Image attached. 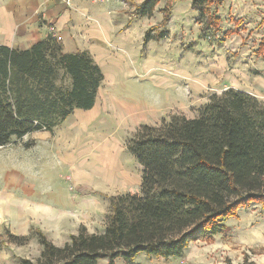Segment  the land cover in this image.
<instances>
[{"label": "rangeland", "instance_id": "rangeland-1", "mask_svg": "<svg viewBox=\"0 0 264 264\" xmlns=\"http://www.w3.org/2000/svg\"><path fill=\"white\" fill-rule=\"evenodd\" d=\"M121 1L136 12L134 5ZM193 1L159 0L153 16L143 20L151 37L166 33L162 41H150V49L145 34L146 47L137 61L148 55L159 58L151 62L150 77L141 79L139 75L137 83L125 81L113 90L108 78V87L94 112H75L53 133L37 132L0 147V249L5 247L8 253L11 249L20 257L17 264L19 259L36 260L40 256L37 230L62 247L81 226L87 225L92 233L103 232L111 196L142 195L143 168L126 148L142 126L158 127L171 114L195 116L189 109L216 93L213 89L223 87L224 79H230L228 75L246 82L264 102V0L214 4L209 14L217 17L219 29L214 26L207 32V16L204 20L200 17ZM127 20L132 21L130 16ZM103 55L99 56L105 62L103 74L110 75V56ZM220 71L226 77L216 85L205 86ZM164 77L172 83V89L165 92L154 88L163 87ZM143 80L146 88L138 83ZM174 86L182 90L184 101L193 98L191 108L158 113V106L169 103L167 97L179 98L180 91L175 92ZM262 206L253 203L241 208L238 216L226 221L223 233L192 242L179 257L167 260L140 254L135 264H264ZM9 234L31 240L26 246H17L8 243ZM117 264L124 263L118 260Z\"/></svg>", "mask_w": 264, "mask_h": 264}, {"label": "trees", "instance_id": "trees-1", "mask_svg": "<svg viewBox=\"0 0 264 264\" xmlns=\"http://www.w3.org/2000/svg\"><path fill=\"white\" fill-rule=\"evenodd\" d=\"M125 1L138 18L152 17L159 2ZM222 1H193L200 17L207 16L204 32L219 29L209 8ZM165 37L147 33L145 44ZM103 82L89 52L67 54L54 36L25 51L0 46V147L53 133L76 111L93 110ZM126 148L143 168L142 195L111 196L103 232L81 226L62 247L37 230L40 256L19 264H135L140 254L168 260L194 241L223 233L241 208H264V102L253 95L234 89L214 94L195 118L171 114L158 127L144 125ZM30 240L8 235L17 246Z\"/></svg>", "mask_w": 264, "mask_h": 264}, {"label": "crops", "instance_id": "crops-1", "mask_svg": "<svg viewBox=\"0 0 264 264\" xmlns=\"http://www.w3.org/2000/svg\"><path fill=\"white\" fill-rule=\"evenodd\" d=\"M132 1H135L136 5L144 2V0ZM129 9L126 7V3L121 0H0V46L25 51L51 35L59 39L67 54L89 52L102 70L105 62L101 61L99 56L102 54H104L102 58L110 56L113 73L107 75L104 72V82L99 93V97H101L104 88L108 87V78H110L111 86L109 87L112 90L124 84L125 81L137 83L136 79H140L139 75L143 76L141 79L152 75L151 62L153 60L155 62V59L159 60V58L148 55L143 61H137L138 56L141 57L143 48L147 46L150 49V42L144 46L146 28L142 23L147 18H138L135 16L134 9L130 7ZM127 16H130L131 22L127 20ZM221 73V71L217 72L214 80L206 83L205 86L220 83L223 77H226V73ZM157 74L160 75V73ZM228 76L230 79H224L223 87L218 86L213 89L216 93L207 95L202 104L192 107L193 109H189L193 98L187 97L188 100L184 101L182 90L175 88L174 84L175 92L180 91L179 98L176 95L174 98L167 97L169 103L166 102L167 104L163 107L158 106L157 108L160 109L158 113L167 109L180 112L189 107L188 109L193 111L196 116L197 111L208 103L212 95H220L230 89L255 96L253 94L255 91L253 90L252 93L246 82L240 83L234 80L232 75ZM163 79L166 80L165 84H162L163 87L154 88L163 92L172 89V83H168L169 79L166 77ZM138 83L145 85L146 88L144 80ZM169 85L171 88H167ZM99 97L93 110L76 112H94L100 105ZM195 116H188V118L192 119ZM107 169L112 171L110 165L107 166ZM84 226L89 231V227ZM46 231L48 232V230ZM89 233L93 234L90 231ZM9 251L10 253L5 247L0 249V264H17V258L20 257L12 254L11 249Z\"/></svg>", "mask_w": 264, "mask_h": 264}, {"label": "built area", "instance_id": "built-area-1", "mask_svg": "<svg viewBox=\"0 0 264 264\" xmlns=\"http://www.w3.org/2000/svg\"><path fill=\"white\" fill-rule=\"evenodd\" d=\"M57 38V37H56ZM58 39V38H57ZM59 40V39H58Z\"/></svg>", "mask_w": 264, "mask_h": 264}]
</instances>
